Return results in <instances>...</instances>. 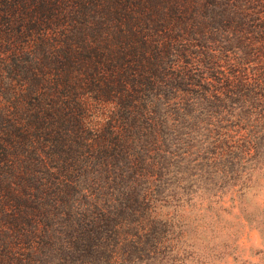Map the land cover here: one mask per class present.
I'll return each instance as SVG.
<instances>
[{"label":"trees","instance_id":"trees-1","mask_svg":"<svg viewBox=\"0 0 264 264\" xmlns=\"http://www.w3.org/2000/svg\"><path fill=\"white\" fill-rule=\"evenodd\" d=\"M261 187L264 0H0V264H187Z\"/></svg>","mask_w":264,"mask_h":264},{"label":"rangeland","instance_id":"rangeland-1","mask_svg":"<svg viewBox=\"0 0 264 264\" xmlns=\"http://www.w3.org/2000/svg\"><path fill=\"white\" fill-rule=\"evenodd\" d=\"M208 139L211 141L210 137ZM219 180L220 178L214 179L211 186L217 188L221 185ZM224 185L229 188L231 182L228 181ZM261 188L256 196L254 195V199L261 200L264 204V187ZM246 198L250 200L249 195H246ZM231 199V196H225L224 211L218 209L217 203L211 211L201 213L195 208L189 211L188 216L193 222L190 223L191 234L189 233L185 241L188 245L186 259L182 256L187 264H264V231L260 228L264 221L257 223L238 216V210L231 206ZM250 207L253 208L252 201ZM213 211H216L217 216ZM202 220L205 227L200 229L197 224ZM261 220H264V217ZM155 235L159 236V230ZM161 257L162 254L157 252L149 256L142 254L135 259L137 264H158Z\"/></svg>","mask_w":264,"mask_h":264}]
</instances>
